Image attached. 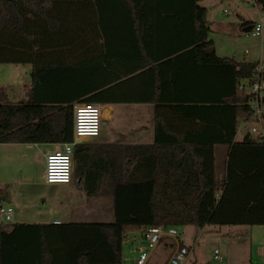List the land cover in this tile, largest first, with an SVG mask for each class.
Instances as JSON below:
<instances>
[{
  "label": "trees",
  "instance_id": "16d2710c",
  "mask_svg": "<svg viewBox=\"0 0 264 264\" xmlns=\"http://www.w3.org/2000/svg\"><path fill=\"white\" fill-rule=\"evenodd\" d=\"M201 1L0 0L2 64L35 66L42 51L70 55L91 46L93 36L120 30L122 19L134 41L124 79L115 76L73 101L43 99L33 88L27 100L11 103L0 86V143L72 141L75 102L151 103L155 128L152 143L119 146L123 161L115 150L84 157L75 147L73 161L89 164L87 176L99 183H85L87 196L111 195L114 222L1 223L0 264H123L124 241L144 227L264 225V142L237 140L252 120L251 94L239 85L257 78L260 63L216 54ZM257 3L264 11V0ZM80 65L61 61L44 69ZM142 83L150 89L138 90ZM218 146L227 148L220 176ZM75 172L83 174L80 167Z\"/></svg>",
  "mask_w": 264,
  "mask_h": 264
},
{
  "label": "rangeland",
  "instance_id": "374dc122",
  "mask_svg": "<svg viewBox=\"0 0 264 264\" xmlns=\"http://www.w3.org/2000/svg\"><path fill=\"white\" fill-rule=\"evenodd\" d=\"M200 5L209 9L207 15L209 28L211 26L209 40L212 41L220 56L231 58L232 53L235 52L237 59L255 61L263 65L264 29L261 34L242 31V19L253 25L259 21L260 14H264L260 7L253 6L247 0H202ZM237 21L238 26L235 25ZM5 86L9 91L13 87L10 83H6ZM18 97L11 93L9 102L17 103L20 100ZM131 113L128 111V114ZM124 115L122 110H117L114 121L107 120L105 125L102 124L104 132L111 133L115 129L127 130L133 119L122 117ZM252 126L253 123H248L244 132L251 131ZM242 136L239 134V140ZM24 145L18 146V148H24L22 151L25 154L24 157L21 151H18L12 160H10L9 151L0 150V196L13 207L11 224L46 223L50 217L55 215L62 217L63 213L71 216L70 220L75 222H114L111 196H103L106 198L104 204H94L95 213L92 216L81 217L80 201L83 198L74 192L67 191V184H50L44 179L46 144L25 143ZM13 148L14 146L11 149ZM22 161L27 163L24 165L28 168L27 177L20 178L19 182H13L15 173L20 175L22 173L20 171ZM15 170L17 172H14ZM221 170L220 164L217 169L218 176L222 175ZM74 183H76L75 180ZM180 230L184 234L187 245L194 246L184 264H264V225H207L203 228L188 225L180 226ZM140 247L139 241L132 237L126 239L123 244L122 263L136 264ZM215 248L221 250L225 257L224 261L214 260ZM167 260V254L162 247H159L148 264H166Z\"/></svg>",
  "mask_w": 264,
  "mask_h": 264
},
{
  "label": "crops",
  "instance_id": "0c3cea01",
  "mask_svg": "<svg viewBox=\"0 0 264 264\" xmlns=\"http://www.w3.org/2000/svg\"><path fill=\"white\" fill-rule=\"evenodd\" d=\"M243 22H247V20L242 19ZM241 20V21H242ZM116 25L112 23L109 26L120 27V30L113 28L112 35L107 36L106 38L102 36H93L90 38V44L88 48H81L78 51H75L68 55L67 53L60 55L59 52H49L43 53L40 52L37 54V60L35 66L33 64H0V86H4L6 89L8 101L11 93L18 95V102L27 100L29 95L31 94V90L36 89L37 96L43 99H52L64 96L63 99L74 100L77 96V93L81 92H90V91H98L106 85L110 80H112L115 76H120L124 79L125 75H128V71L130 70L131 64V50L130 44L134 43L131 39V35L129 33V25L127 21L123 19ZM235 25H239V22H235ZM95 26V25H93ZM211 28V26H210ZM251 27H245L242 29L244 32L245 29L248 31L251 30ZM86 41V42H89ZM106 42V44H104ZM103 44V45H102ZM105 45V47H104ZM214 47V46H213ZM215 49V48H214ZM216 52V50H215ZM216 54L220 56L217 52ZM158 56L159 54H154ZM233 57H227L235 61H247L242 59H237L235 52L232 53ZM225 57V56H220ZM135 56H132L134 59ZM71 62L80 65V62H85V65H80L81 69H73V70H65L56 71L47 73L49 67L52 65H56L59 62ZM255 62V61H251ZM138 63V62H137ZM48 68V69H44ZM41 69H44L45 73H41L39 79H35L34 72L38 74ZM56 72V73H55ZM6 83H10L12 87L11 91L7 90L5 86ZM127 86L125 87V90ZM148 85L142 83L138 90H146ZM79 104L75 102L74 107ZM102 111V124L105 125L107 120L114 121L117 110H122L125 115L122 117L131 118L133 122L131 126L127 130H113V132H104V129H101L99 136L85 138L79 143V154L78 156L83 155L86 157L88 153L95 152L96 155H104L108 151L115 150L117 154L120 155L121 160L122 153L119 149V146L123 147L126 145H139V144H150L155 139V128H154V104L151 103H115V104H100L99 105ZM128 111H131V114H128ZM135 124V126H134ZM239 134L237 135V140H239ZM14 146L13 150L11 149ZM18 146H25L24 144L19 143H1L0 150L9 151L10 160L21 151V155L24 157V153L22 152L24 148H18ZM111 147H116L115 149H111ZM27 149V147H25ZM60 144H46L44 148V153L50 151H55L60 149ZM22 149V150H21ZM75 152V151H74ZM227 148L224 146L216 147V163L218 165L221 164V171L223 172L224 161L226 159ZM88 163V162H87ZM27 164L25 161L21 163V175L16 174L13 177V182H19L20 178H26L28 173V168L24 165ZM217 165V169H218ZM89 164L81 165V161L77 164V160L73 161V179L70 184H67V191L74 192L83 198L80 201V215L81 217L92 216L95 213V205L104 204L106 198L103 196L110 197L111 195L104 193H98L92 197H88L84 185L88 183L92 186H97L99 183L93 178L87 176L89 173ZM80 167V170L83 174L78 175L75 171L76 168ZM14 172H17L15 170ZM14 174V173H13ZM87 179V180H86ZM74 180L76 183H74ZM7 181V180H5ZM103 183L101 187H105L108 185L107 180L103 179ZM112 197V196H111ZM100 198V199H99ZM3 200V199H2ZM113 200V199H112ZM7 201V200H6ZM8 202V201H7ZM108 202V201H106ZM69 214V213H68ZM79 217V216H78ZM69 219V220H66ZM71 216H67L63 213L61 215H55L48 219V224H56L55 221H60L62 223L75 222L71 221ZM16 223H28V222H16ZM32 224V223H28ZM42 224V223H36ZM132 237L141 243L140 248H144L146 246V241L143 235V229L132 232L128 235V238ZM185 244L187 245V241L184 239V234L179 238L175 239L172 237H164L161 241L154 247L159 248L162 247L165 253L167 254V262L168 264L169 258L171 257L174 250L178 245ZM192 250L194 246H191ZM157 249H152L149 251V257L145 264H148V261L154 257V253Z\"/></svg>",
  "mask_w": 264,
  "mask_h": 264
},
{
  "label": "built area",
  "instance_id": "2783aa9c",
  "mask_svg": "<svg viewBox=\"0 0 264 264\" xmlns=\"http://www.w3.org/2000/svg\"><path fill=\"white\" fill-rule=\"evenodd\" d=\"M253 6L259 8L257 0H247ZM227 11V10H226ZM264 29V14H260L259 21L256 22L251 31L254 34H261ZM263 65L257 69L258 76L253 82H243L239 85L241 92L251 94L252 120L244 122L238 130L242 138L246 135L264 142V79L261 72ZM248 123H253L251 131L244 132ZM102 129V111L99 106L92 103H81L74 107L73 139L70 142L61 143V148L45 154L44 179L50 184H69L73 179V154L77 144L85 138L99 136ZM254 134L255 136H253ZM13 217V207L5 200L0 201V224L11 223ZM59 224L60 221H55ZM143 235L146 246L140 248L136 264H145L149 257V249H153L164 237L179 239L183 232L179 226H150L143 228ZM192 251L189 245H178L169 258L168 264H184L188 255ZM214 260L222 262L224 255L219 248L214 250Z\"/></svg>",
  "mask_w": 264,
  "mask_h": 264
},
{
  "label": "water",
  "instance_id": "95a60500",
  "mask_svg": "<svg viewBox=\"0 0 264 264\" xmlns=\"http://www.w3.org/2000/svg\"><path fill=\"white\" fill-rule=\"evenodd\" d=\"M248 31L247 29L244 30V32Z\"/></svg>",
  "mask_w": 264,
  "mask_h": 264
}]
</instances>
